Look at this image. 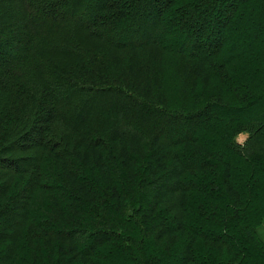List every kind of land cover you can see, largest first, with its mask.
<instances>
[{
  "label": "trees",
  "instance_id": "16d2710c",
  "mask_svg": "<svg viewBox=\"0 0 264 264\" xmlns=\"http://www.w3.org/2000/svg\"><path fill=\"white\" fill-rule=\"evenodd\" d=\"M96 1L0 0V264H264V0Z\"/></svg>",
  "mask_w": 264,
  "mask_h": 264
},
{
  "label": "rangeland",
  "instance_id": "374dc122",
  "mask_svg": "<svg viewBox=\"0 0 264 264\" xmlns=\"http://www.w3.org/2000/svg\"><path fill=\"white\" fill-rule=\"evenodd\" d=\"M155 0H153V3H152V6H153V9H155V11H156V7H155V5H156V2H154ZM96 2H99V0H97ZM229 4L230 3H232V1L231 0H229V2H228ZM94 5H96V4H90V9L89 10H93V8H94ZM229 9V8H228ZM228 9H223L225 12L224 13H222L221 14V16H218V13H216L215 15H214V17H216V15H217V17L216 18H220V20H222L223 21V19H224V17H226V15H227V13H228ZM155 11H154V14H153V16H155ZM221 13V12H220ZM165 21V24H168L169 23V21H167V19L166 20H164ZM210 31L211 30H208V32H206V35H204V37L203 38H201V41H202V43H203V45H204V48L206 47H209V45L207 44V39H208V37L210 36ZM227 35H228V32H223L222 33V38H221V43H223V45H227L228 44V42H229V40H228V38H227ZM208 45V46H207ZM4 49H2V48H0V51L2 52ZM186 131H182V132H176V133H174V134H171V135H169L170 137L169 138H176V137H179V136H182L184 133H185ZM248 138H249V135L247 134V133H241L240 135H238V137H237V142L240 144V145H244L245 143H246V141L248 140ZM259 234H260V237H261V239L264 241V228H260L259 227Z\"/></svg>",
  "mask_w": 264,
  "mask_h": 264
}]
</instances>
